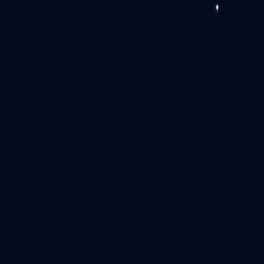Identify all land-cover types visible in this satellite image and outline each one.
Masks as SVG:
<instances>
[{
    "label": "water",
    "instance_id": "1",
    "mask_svg": "<svg viewBox=\"0 0 264 264\" xmlns=\"http://www.w3.org/2000/svg\"><path fill=\"white\" fill-rule=\"evenodd\" d=\"M0 264H264V0H0Z\"/></svg>",
    "mask_w": 264,
    "mask_h": 264
}]
</instances>
